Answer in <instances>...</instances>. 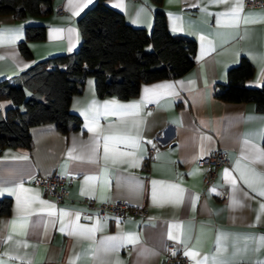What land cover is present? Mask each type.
I'll list each match as a JSON object with an SVG mask.
<instances>
[{"label":"crops","instance_id":"1","mask_svg":"<svg viewBox=\"0 0 264 264\" xmlns=\"http://www.w3.org/2000/svg\"><path fill=\"white\" fill-rule=\"evenodd\" d=\"M96 1L52 0L48 15H0V80L49 56L75 51L81 40L77 19ZM107 3L149 33L161 6L171 32L196 40L195 64L180 77L142 84L139 95L129 99L99 96L95 79L88 77L70 104L81 118L79 129L65 134L53 123L36 125L30 148L0 149V197L12 199L10 213L0 218V264H166L170 243L182 255L194 252V258L185 255L193 264L213 259L264 264V196L258 194L264 190V163L257 158L264 153V112L254 102H226L215 95L227 83L228 69L243 57L255 66L248 85H262L264 8L248 9L239 0L235 23L223 14L236 9L237 0ZM29 24H44L46 36L28 41L32 57L26 58L19 43ZM112 102L140 107L122 109ZM10 105L0 99V110ZM105 136H130L137 143H110L105 159ZM217 148L230 162L218 168L208 187L200 158ZM53 174L73 178L69 198L61 203L33 181ZM84 198L124 199L145 206L147 214H85L90 210Z\"/></svg>","mask_w":264,"mask_h":264},{"label":"trees","instance_id":"2","mask_svg":"<svg viewBox=\"0 0 264 264\" xmlns=\"http://www.w3.org/2000/svg\"><path fill=\"white\" fill-rule=\"evenodd\" d=\"M160 3L161 0H156ZM53 12L52 0H0V15L16 19ZM80 45L72 52L56 54L33 63L10 79L0 80V99L11 105L0 110V149L30 148L31 127L53 123L62 133L81 127V118L70 110L72 97L93 77L99 96L120 99L139 95L144 83L184 75L195 64L194 38L170 31L166 13L155 9L151 33L129 24L122 12L97 0L77 19ZM44 24L25 27L19 49L32 57L28 41L43 40ZM254 64L243 57L228 69V81L215 95L226 102H254L264 112V81L260 87L248 85ZM12 199L0 197V218L11 211Z\"/></svg>","mask_w":264,"mask_h":264},{"label":"built area","instance_id":"3","mask_svg":"<svg viewBox=\"0 0 264 264\" xmlns=\"http://www.w3.org/2000/svg\"><path fill=\"white\" fill-rule=\"evenodd\" d=\"M244 7L248 9L264 8V0H244ZM58 11H63L61 6H59ZM155 150L156 148H152L151 152ZM200 162L207 167V170L204 172V182L210 187L217 177L218 168L228 165L230 160L227 152L223 148H217L212 154L200 158ZM33 181L36 185L48 191L57 203H61L69 198V185L73 181V178L60 174L50 176L38 175ZM82 203L90 210L84 211L85 214H91L92 212L100 216L105 214H114L117 216L131 214L141 218H145L147 214L145 206L133 205L124 199L98 203L93 199L84 198ZM164 253L166 264H193L190 258L180 254L171 243L167 244Z\"/></svg>","mask_w":264,"mask_h":264},{"label":"snow or ice","instance_id":"4","mask_svg":"<svg viewBox=\"0 0 264 264\" xmlns=\"http://www.w3.org/2000/svg\"><path fill=\"white\" fill-rule=\"evenodd\" d=\"M217 2H226V0H217ZM242 7V4L239 3V0H237V6H236V9H234L231 13H224L223 15L225 17H231V19L235 22V23H239V16H238V9ZM245 23H248L247 20L244 21ZM13 41L16 39L15 36H13L11 38ZM173 86L172 85H160L158 86L159 89H162V90H168V89H171ZM149 91H156V89H152V90H149V89H145V92H149ZM143 103V101L141 102V104ZM110 105L106 104L105 105V108H108ZM112 107H117V108H122V109H129V110H138L139 107H140V104H130V105H116L115 102H112L111 104ZM127 115H136L137 112L136 111H129L126 113ZM90 130H92L90 128ZM125 142H131L132 144H136L137 141H135L134 138L130 137V136H105L104 137V152H105V159L108 158V154H109V145L110 143L113 144V146L116 144V143H125ZM244 143L247 145L248 144V141L245 140ZM120 155H124L123 153H121ZM264 153H260L259 157H257L258 159H260V162L261 163H264ZM225 175H227V171L225 172ZM243 178V174H242V177ZM91 179V178H89ZM261 180L262 182H264V177H261ZM233 184H235V181L233 180L232 181ZM247 182V181H246ZM252 185L249 184V187H251ZM255 190V189H254ZM19 191H26L25 189H23L22 187L19 189ZM259 195L261 196H264V190H260L258 192ZM154 199H155V194H154ZM17 201H18V207H19V203H20V197L17 196ZM261 208L264 209V205H261ZM62 216H66L67 213H61ZM77 219H79V217H77ZM15 223V222H13ZM76 228L77 226L76 225H73V234H75V231H76ZM64 228L62 227L61 228V231H63ZM88 231H91V230H88ZM261 245L264 246V237L261 238V241H260ZM185 255H188L189 257L191 258H194L195 257V253L194 252H188V253H185ZM198 264H201V262H198ZM212 264H225L224 261H217L215 259H213V262Z\"/></svg>","mask_w":264,"mask_h":264}]
</instances>
